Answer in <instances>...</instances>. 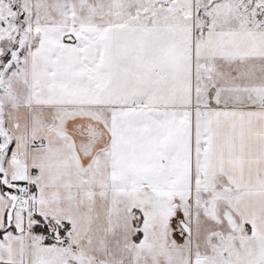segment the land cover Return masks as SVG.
Listing matches in <instances>:
<instances>
[{
	"label": "snow or ice",
	"instance_id": "6c2138e0",
	"mask_svg": "<svg viewBox=\"0 0 264 264\" xmlns=\"http://www.w3.org/2000/svg\"><path fill=\"white\" fill-rule=\"evenodd\" d=\"M0 264H264V0H0Z\"/></svg>",
	"mask_w": 264,
	"mask_h": 264
}]
</instances>
